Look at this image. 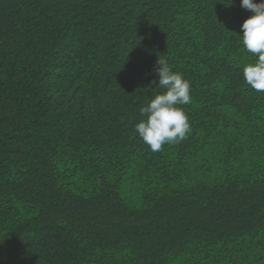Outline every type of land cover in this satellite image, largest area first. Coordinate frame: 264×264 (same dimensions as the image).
<instances>
[{"label":"trees","instance_id":"1","mask_svg":"<svg viewBox=\"0 0 264 264\" xmlns=\"http://www.w3.org/2000/svg\"><path fill=\"white\" fill-rule=\"evenodd\" d=\"M240 0H0V264H264V93ZM158 59L191 131H135ZM153 81L156 83L154 84Z\"/></svg>","mask_w":264,"mask_h":264},{"label":"clouds","instance_id":"2","mask_svg":"<svg viewBox=\"0 0 264 264\" xmlns=\"http://www.w3.org/2000/svg\"><path fill=\"white\" fill-rule=\"evenodd\" d=\"M240 6L251 13L240 26V39L244 50L256 57L254 63L243 66V77L253 90L264 93V0H240ZM155 71L159 77L156 86L164 91L140 107L142 118L134 127L150 151L159 152L165 144L179 143L190 133L188 115L178 105L192 101L190 82L182 73L160 59Z\"/></svg>","mask_w":264,"mask_h":264}]
</instances>
